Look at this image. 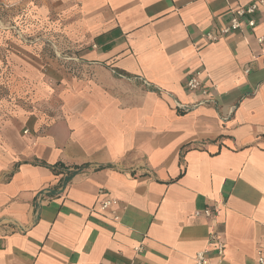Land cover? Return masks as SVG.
<instances>
[{
	"label": "crops",
	"instance_id": "0c3cea01",
	"mask_svg": "<svg viewBox=\"0 0 264 264\" xmlns=\"http://www.w3.org/2000/svg\"><path fill=\"white\" fill-rule=\"evenodd\" d=\"M254 1L0 0V264H194L215 237L222 264H256L264 2L203 35Z\"/></svg>",
	"mask_w": 264,
	"mask_h": 264
},
{
	"label": "built area",
	"instance_id": "2783aa9c",
	"mask_svg": "<svg viewBox=\"0 0 264 264\" xmlns=\"http://www.w3.org/2000/svg\"><path fill=\"white\" fill-rule=\"evenodd\" d=\"M264 2V0H256L252 3L246 5H240L234 9H232L230 13L229 20L223 24L218 31L214 30H205L203 35L206 38L208 43H215L221 40L222 38H227L235 32L241 30L243 27L247 26L250 28H254L257 25L258 18L257 15L260 10V5ZM260 41L262 38L259 39ZM246 72L249 69L245 70ZM203 71L197 70L192 73L186 83V87L189 90H197L202 89L203 92H206V89L203 84ZM215 88V85H213ZM211 101V99H206L204 101L198 102V104H205ZM179 109L184 111H189L192 107L191 105L178 104ZM28 133V129L24 131ZM118 205V200L116 198H107L100 202L99 207L101 211H106L108 208L112 206ZM218 212V207H207L203 211H196L195 215L199 216L203 213L206 216H212ZM214 249L216 252L217 258H212L209 255L208 250H200L196 253L194 257V264H222L225 252V242L221 238H214ZM256 264H264V251L260 250L258 252V256L256 259Z\"/></svg>",
	"mask_w": 264,
	"mask_h": 264
},
{
	"label": "trees",
	"instance_id": "16d2710c",
	"mask_svg": "<svg viewBox=\"0 0 264 264\" xmlns=\"http://www.w3.org/2000/svg\"><path fill=\"white\" fill-rule=\"evenodd\" d=\"M17 28L20 29L19 27H17ZM41 165L50 168L55 173L58 172V169H67L68 170V166H66L62 162H57L55 164H47V163L43 162V163H41ZM75 173H76V171L68 172V175L65 178V182L69 181L74 176Z\"/></svg>",
	"mask_w": 264,
	"mask_h": 264
},
{
	"label": "rangeland",
	"instance_id": "374dc122",
	"mask_svg": "<svg viewBox=\"0 0 264 264\" xmlns=\"http://www.w3.org/2000/svg\"><path fill=\"white\" fill-rule=\"evenodd\" d=\"M6 12H5V10H2V8L0 9V18L2 19V18H4L5 17V14ZM21 38V37H20ZM25 38H27V39H33V37L32 36H25ZM51 39V38H50ZM55 39V38H54ZM53 39V40H54ZM56 42V41H55ZM56 43H58V42H56Z\"/></svg>",
	"mask_w": 264,
	"mask_h": 264
}]
</instances>
